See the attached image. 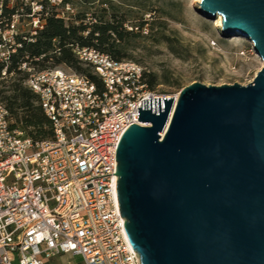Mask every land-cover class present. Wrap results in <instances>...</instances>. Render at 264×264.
<instances>
[{"label":"water","instance_id":"1","mask_svg":"<svg viewBox=\"0 0 264 264\" xmlns=\"http://www.w3.org/2000/svg\"><path fill=\"white\" fill-rule=\"evenodd\" d=\"M198 4L264 63V0ZM141 106L116 175L142 264H264V66L247 86L197 82Z\"/></svg>","mask_w":264,"mask_h":264},{"label":"built area","instance_id":"2","mask_svg":"<svg viewBox=\"0 0 264 264\" xmlns=\"http://www.w3.org/2000/svg\"><path fill=\"white\" fill-rule=\"evenodd\" d=\"M13 34L0 44L4 76L16 52ZM74 53L97 81L69 67H21L52 123L50 139L14 128L0 101V264H51L60 255L84 264H142L121 214L116 150L130 126L148 125L138 121L142 100L172 96L151 90L136 62L79 45Z\"/></svg>","mask_w":264,"mask_h":264},{"label":"rangeland","instance_id":"3","mask_svg":"<svg viewBox=\"0 0 264 264\" xmlns=\"http://www.w3.org/2000/svg\"><path fill=\"white\" fill-rule=\"evenodd\" d=\"M200 1L62 0L59 5V0L56 4L50 0H0V14H4L5 4L8 9H16L9 24L6 17L0 19V44L7 43L5 41L13 33H34L43 24L40 14L44 8L47 13L54 12L60 17L65 14L66 23L84 13L87 14V22L94 23L96 15L108 9V13L126 20L124 26L128 31L136 33L125 41V59L142 65L147 75L155 78L156 84L151 90L156 94L175 97L182 88L197 82L207 86L249 85L263 68L262 59L248 39L224 34L222 27L216 26V21L222 20L220 16L195 11ZM142 21L146 24L140 27ZM59 66L79 73L68 65ZM80 66L89 68L83 63ZM24 77H27L25 73L2 74L1 102L5 103L3 98L11 93L12 83ZM53 264L84 263L81 257L60 255Z\"/></svg>","mask_w":264,"mask_h":264},{"label":"trees","instance_id":"4","mask_svg":"<svg viewBox=\"0 0 264 264\" xmlns=\"http://www.w3.org/2000/svg\"><path fill=\"white\" fill-rule=\"evenodd\" d=\"M4 9L5 12L0 14V19L6 17L9 24L16 14V9H8L7 4L4 5ZM46 10L44 8L40 14L43 28H37L34 33L28 35L15 36L16 52L11 53L7 75L25 73L27 77L14 81L10 87L11 93L3 98L10 111L12 126L22 129L35 141H44L52 137V123L40 106L38 95L24 84L29 73L21 68L23 64L27 63L40 71L65 64L97 81L90 68L83 69L80 66L81 61L74 53V47L79 45L95 48L117 61H123L126 60L125 41L136 34L125 28V19L108 13V9H103L100 15H96L97 20L94 23L87 22L86 13L66 23L56 13H47ZM144 24L146 22L142 21L139 26L142 27ZM4 68L5 64L0 62V77ZM147 77L149 78H146V83L153 89L156 80L153 76Z\"/></svg>","mask_w":264,"mask_h":264},{"label":"bare ground","instance_id":"5","mask_svg":"<svg viewBox=\"0 0 264 264\" xmlns=\"http://www.w3.org/2000/svg\"><path fill=\"white\" fill-rule=\"evenodd\" d=\"M216 26L222 27V21L220 19L216 21ZM175 97L177 98L178 96H175Z\"/></svg>","mask_w":264,"mask_h":264},{"label":"crops","instance_id":"6","mask_svg":"<svg viewBox=\"0 0 264 264\" xmlns=\"http://www.w3.org/2000/svg\"><path fill=\"white\" fill-rule=\"evenodd\" d=\"M56 259H57V257H56L54 260H56ZM54 260H53V261H54ZM53 261L51 262V264H53Z\"/></svg>","mask_w":264,"mask_h":264}]
</instances>
